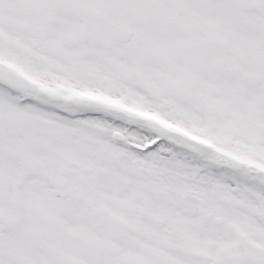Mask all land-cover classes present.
<instances>
[{"label": "snow or ice", "instance_id": "6c2138e0", "mask_svg": "<svg viewBox=\"0 0 264 264\" xmlns=\"http://www.w3.org/2000/svg\"><path fill=\"white\" fill-rule=\"evenodd\" d=\"M0 264H264V0H0Z\"/></svg>", "mask_w": 264, "mask_h": 264}]
</instances>
